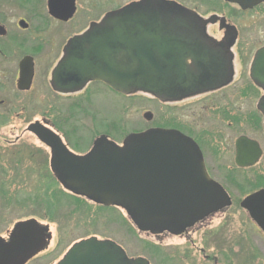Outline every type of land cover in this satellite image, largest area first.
Wrapping results in <instances>:
<instances>
[{
  "label": "water",
  "instance_id": "95a60500",
  "mask_svg": "<svg viewBox=\"0 0 264 264\" xmlns=\"http://www.w3.org/2000/svg\"><path fill=\"white\" fill-rule=\"evenodd\" d=\"M223 1L245 11L264 4ZM46 7L50 17L67 22L75 14L76 0H47ZM205 25L195 12L173 1L131 2L69 39L52 71L51 86L66 94L98 81L122 95L140 92L161 102L216 89L231 80V55L212 50ZM19 26L27 28L23 21ZM4 35L0 26V36ZM250 74L254 84L264 88V48L256 52ZM32 79V63L24 59L18 89L28 90ZM143 117L152 119L150 113ZM26 131L48 148L50 172L64 192L124 211L139 233L179 236L231 206L225 191L208 178L197 145L177 131L130 134L122 145L101 136L83 155L71 152L46 122H34ZM240 207L264 235V190L247 197ZM49 240L47 226L34 219L18 222L7 241L0 237V264H26L45 250ZM56 264L149 262L129 258L113 241L90 237L74 243Z\"/></svg>",
  "mask_w": 264,
  "mask_h": 264
},
{
  "label": "rangeland",
  "instance_id": "374dc122",
  "mask_svg": "<svg viewBox=\"0 0 264 264\" xmlns=\"http://www.w3.org/2000/svg\"><path fill=\"white\" fill-rule=\"evenodd\" d=\"M134 1L138 0H76L75 19L71 27H65L52 23L47 14V0H0L5 6L1 10L2 21L10 33H14V25L19 19H26L30 33L39 30L46 38L51 37L54 49L57 37L65 38L83 31L90 22L99 20L110 10ZM169 1L195 10L204 20L214 14L231 20L238 28L241 48L251 55L264 45V6L257 7L251 14L241 15L236 7L221 0ZM211 27H208V32H218L217 27ZM28 34L24 32L22 35ZM56 54L51 53L50 46H47L39 56L35 84H43V93L31 92L21 96L18 102L10 99L14 103L10 105V118L0 123V192H6L4 197L0 194V236L6 238L19 221L34 219L47 226L50 234L48 245L28 264H56L73 243L90 237L113 241L130 258H144L149 264H264V235L246 212L244 217L239 207L243 197L241 189L233 195V206L225 209L223 214H216L202 226L197 225L181 236L139 233L124 212L118 209L99 211L98 206L87 202L89 211L78 212L80 207L57 198L62 195L57 191H64L49 170V151L33 135L24 133L29 123L36 120L47 122L71 151L82 155L101 135L121 145L131 133L164 128L166 116L151 96L140 93L113 97L102 90L103 94L88 104L85 99L77 100L76 96L65 100L54 95L48 80L58 60L57 57L55 61ZM19 57L10 54L9 71L14 69ZM237 68L236 64L235 70ZM12 81L9 78L10 85ZM15 107L22 111L14 110ZM147 112L153 115L151 122L143 118ZM172 116L177 120V114ZM17 138L20 140L16 146L10 147ZM17 149L24 154L23 160L16 164L10 154ZM29 152L36 155L29 158ZM48 201L54 204V212L45 209Z\"/></svg>",
  "mask_w": 264,
  "mask_h": 264
},
{
  "label": "flooded vegetation",
  "instance_id": "af4514ba",
  "mask_svg": "<svg viewBox=\"0 0 264 264\" xmlns=\"http://www.w3.org/2000/svg\"><path fill=\"white\" fill-rule=\"evenodd\" d=\"M221 1L227 5L236 7L241 15L251 14V12L257 7L264 6V4H262L251 10L245 11L235 4H229L223 0ZM3 3L4 2H0V11L5 7ZM191 11L195 12L203 21H206L204 28L205 35L212 50L218 54L225 55L226 53V55H231V80L216 89L190 95L176 101L161 102L151 97L152 100L163 110V114L168 119V121H166L164 116V128L154 127L151 129L177 131L191 139L197 145L201 153L203 165L208 178L225 191L231 200V206H233V195L234 193L237 194L240 189L243 192L241 202L250 195L264 190V88L256 86L252 81L250 74L254 56L258 50L264 48V45L256 49L251 55L245 50V48H241L238 28L231 22V20L226 19L225 17H218L215 14L204 20L198 12L195 10ZM76 14L77 5L74 16L67 22L56 20L49 15L48 17L56 26L71 27ZM102 18L93 22H99ZM0 19V26L5 30V35L0 36V123H4L10 118V105L14 104L11 103L12 100L13 102H18L22 99L21 96L31 92L42 94L45 90L43 84L40 86L35 84L39 56L42 55L43 50H45L47 46H50L51 53L55 54V52H57L55 61L57 60V57L58 60L55 64L56 66L63 56V49L69 39L85 32L93 22H90L85 30L74 34L72 33L69 37H57V40L55 39L57 41V43H55L57 46L54 49L51 47L53 42L51 37L46 38L45 34L38 32L39 30H34L30 33L29 30H31V28L26 19H19L15 23L13 28L14 33H10L9 28L3 23L2 20L4 19V16L2 11L0 12ZM213 20L215 21L212 22ZM20 21H23L27 25L26 29H22L19 26ZM209 26H212L211 28L213 29L217 27L218 32H208ZM232 27L235 28V32L231 30ZM24 32L29 34L23 36L22 34ZM231 40L232 42H230ZM242 46L245 47V42H243ZM10 54H13V56H20L12 71L8 70V58ZM24 59H29L30 63H32L33 79L29 89L22 91L18 89L17 82L20 73V63ZM236 64L238 66L237 70H235ZM52 71L49 75L50 80H48V86L54 95L65 100H71L76 96L77 100L85 99L88 104L91 103V99L102 95V90L108 91L113 97L123 96L102 82H89L82 88V90L75 93L65 94L55 91L51 86ZM9 78H12L13 80L11 84L12 87L9 84ZM80 94L82 95L77 96ZM81 102L83 103V101ZM14 110L22 111L20 107H15ZM20 113L21 112H18L17 114ZM175 114L178 115L177 120L172 116ZM152 120L153 115L150 121H145L151 122ZM34 122L45 121L36 120ZM32 123H29L28 126ZM26 129L24 130V133H27ZM147 130L135 133H142ZM101 136L110 139L106 135ZM19 140L20 139L17 138L10 147L16 146L15 143ZM239 141L242 142L239 146L241 156L238 158V162L242 165H238L237 163ZM66 146L68 147L67 144ZM23 152L24 151L17 149V151L10 154L11 159H15L12 162L16 164L17 162L20 163V161L23 160ZM29 153V158L36 155L32 152ZM3 174H5V172ZM0 194H2L3 197L6 196V192H0ZM241 202L239 203V207ZM240 209L245 217V212L247 211L245 208L240 207ZM224 211L225 210L210 214L202 221L195 224L192 228L197 225L202 226L208 219L218 213L223 214ZM190 229H187L184 234ZM10 232L7 233L6 238L0 237L7 241ZM37 256L33 257L30 261Z\"/></svg>",
  "mask_w": 264,
  "mask_h": 264
},
{
  "label": "trees",
  "instance_id": "16d2710c",
  "mask_svg": "<svg viewBox=\"0 0 264 264\" xmlns=\"http://www.w3.org/2000/svg\"><path fill=\"white\" fill-rule=\"evenodd\" d=\"M57 192L60 193V194H62L61 196H57V198H63V199H65L68 202L70 201V202L74 203L76 207L77 206L80 207L78 209V212H84V211L85 212H88L89 211L90 206H89V204L85 200L80 199V198H77V197H74V196H72L70 194H67L65 192H62V191L60 192V190L57 191ZM39 208H40V206H39ZM66 208H68V207L66 206ZM45 209L47 211L52 210L51 212H54V204H52L51 201H48L47 202V205L45 206ZM97 209L99 211H105V212H107V211L113 212L115 210L114 208H102V207H97ZM71 215L72 214H69V216H71Z\"/></svg>",
  "mask_w": 264,
  "mask_h": 264
}]
</instances>
